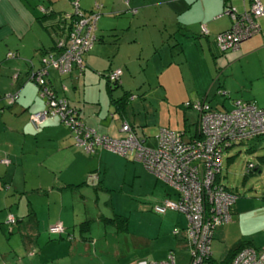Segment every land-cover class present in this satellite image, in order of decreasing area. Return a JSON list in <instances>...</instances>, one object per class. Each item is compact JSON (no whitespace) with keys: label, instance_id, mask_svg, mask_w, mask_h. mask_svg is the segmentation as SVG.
<instances>
[{"label":"crops","instance_id":"crops-1","mask_svg":"<svg viewBox=\"0 0 264 264\" xmlns=\"http://www.w3.org/2000/svg\"><path fill=\"white\" fill-rule=\"evenodd\" d=\"M259 1L264 6V0ZM229 2L241 10L247 5L248 0H229ZM128 4L137 8H144L151 4L167 6L162 11V29H165L167 24L172 27L170 32H167V37L174 42L179 39L181 46L176 47L179 52L185 49V45L189 43L188 38L191 36L180 35L179 31H176L178 24L180 31L185 30L187 34L200 33L201 24L204 29L206 28L203 30L206 35L201 36L203 41L199 39L196 42V39L191 37L196 44L193 49H197V52L192 54L198 59L188 63V60L183 58L182 61L186 62L184 64L178 60L179 58L170 62L169 56H166L164 63L156 71L157 86L162 94L160 101L163 104L162 107L161 105L156 107V113L159 114L154 117L156 125L184 129L187 136L196 134L197 113L186 109L191 111L190 113L181 108L182 102L187 99L204 98L216 108L218 102H212L211 99L217 98L218 95L229 96L230 93H234V99L253 100L257 106L264 107V88L260 85L264 84L262 81L264 68L252 66L246 70L243 67L244 63L256 61L257 58L249 59L253 55L261 57L258 59L264 58V13L259 19L260 29L255 32L258 34L253 35L255 34L253 33L244 37L235 49L221 52L215 44L214 36L228 29L231 24L230 17L220 13L223 9V0H129ZM48 6L55 10L69 11L65 2L56 3V0H0V157L9 159L7 165L0 163V184L8 182L12 187L5 191L0 187V221H4L6 214L10 213L7 210L19 215V211L25 214L22 223L19 224L21 234L15 233L16 235L12 234L7 238V231L0 229V264L1 261H6L8 264H84L85 257H91L92 253H103L108 244L107 236L115 237V239L118 237L120 241L121 232L113 224L104 223L101 218L116 215L118 213L114 211L119 209L127 210L129 215L141 214L136 221L134 220L136 226L130 232L128 239L135 256H132L126 264H136L140 259L161 260L165 258L168 251L173 252L175 264H188L189 243L184 232L185 215L182 212L168 210L161 215L156 214L158 216L156 217L151 211V206L162 198L176 197L173 188L156 179L151 173H141L149 182L145 196L148 198L141 197V193L137 194L138 196H131L129 191H126L123 192L125 196L123 203L116 204L112 200V193L116 189L111 181L115 173L112 167L124 165L127 168L132 165L125 164L121 156L104 149L83 154V151L81 152L74 145L72 133L55 117L47 119L38 130H35L29 121V113L45 107L44 99L38 95L37 86L26 78V73L31 66H37L42 51L54 43L52 34L36 19L43 13L42 9ZM97 37L100 39L95 40L92 47L84 54L82 74L91 76L85 73L86 67L91 69L90 71L103 69L105 72L108 69L121 68L120 84L127 83L128 79L122 63L128 65L125 59L130 57L129 47L135 52L140 46L128 45L127 54H125L118 43L113 42L114 45L116 44L115 47H109L110 50L105 49L106 38L101 34H97ZM167 40H162L160 43H167ZM205 50L211 52V63H208L207 58L202 59L201 54L205 53ZM8 51H13L16 55L6 57ZM117 54L119 56L115 58ZM105 58H110L107 66L105 64L102 68L94 66L97 60ZM233 63L241 64L242 76L237 77L234 74L231 68ZM191 65L196 67L195 73ZM224 74L227 76L221 80ZM72 75V73L65 76L57 74V77H54L48 69L45 79L60 94L66 93L67 98L79 108L80 116H84L82 121L84 124L94 127L98 132L120 136L122 133L119 131V126L122 121L128 123L131 121L125 118L124 113L120 115L115 110L110 112L111 121L115 119L114 113L119 116L116 130L111 126V121L104 119L105 115L101 118L100 113L97 114L89 107V104L93 102L90 103L91 98L85 94V88L79 95L80 102H78L79 99L76 100L72 93L69 94L70 90L76 89L79 79L78 75L75 74L76 80L72 78ZM230 77L234 80L233 85L228 82ZM63 86L66 87V92ZM105 91L107 93L106 81ZM8 93L17 94L12 105L7 104L5 95ZM97 99L100 101L101 93ZM218 101L221 105H225L223 100ZM231 103L233 106L232 101ZM131 108L133 109V105ZM26 160L31 162L38 160L39 173H35V169L30 166L31 175L24 179L23 184L16 186L12 171L21 168L24 172ZM92 171L98 173L101 186L98 191H94L90 185L82 184L86 173ZM131 174L140 175L139 173ZM54 175L58 183L55 188L50 186ZM117 177H115L116 181ZM11 183L14 185L12 186ZM68 183L80 186L61 188ZM26 185L30 190L32 188L47 189V192L42 194L35 192L33 197L35 203L31 196L21 201L23 196L19 198L17 194ZM101 195L102 199H105L102 205L99 200ZM236 200L235 204L238 203ZM89 201L94 203L90 205ZM28 205H30L29 209H27ZM251 211L252 209L248 206L244 209L235 206L232 214H236L234 218L232 216V221L214 229L210 244L211 258H222L223 251L227 247L229 250L238 245L236 243L241 237V241H248L253 246H264V215L260 219L255 218L254 215H250ZM84 220L90 221L88 239L82 238L79 234V223ZM55 223H62L65 233L71 234L72 238L68 240L63 237L58 238L56 234L51 235L48 228ZM1 226L4 227L5 224ZM173 230L177 232L174 234ZM118 243L116 240V246ZM116 249L112 251L115 256H117ZM32 251L33 254L29 255L28 253Z\"/></svg>","mask_w":264,"mask_h":264},{"label":"built area","instance_id":"built-area-1","mask_svg":"<svg viewBox=\"0 0 264 264\" xmlns=\"http://www.w3.org/2000/svg\"><path fill=\"white\" fill-rule=\"evenodd\" d=\"M72 30L65 38H60L55 53H46L39 58L38 66L28 69L26 78L39 88V95L45 97L46 107L30 114V122L37 127L46 117L57 115L74 133V141L86 151L103 148L121 155L133 153L134 158L143 166L172 186L178 193L176 200H166L156 205V212L175 209L187 219L185 235L190 243V261L188 264H208L210 240L213 229L231 219L230 207L235 195L216 181L221 170V153L232 144L247 141L264 134V108L254 102L235 100L229 111L211 110L207 104L193 103L199 114L201 136L192 140H183L179 133L159 129L155 146H146L144 141L129 134L124 139L109 138L96 134L94 130L76 119V112L62 96L55 97L45 85V75L53 68L58 75H69L73 69L83 70L82 54L90 48L94 40L97 15L83 13L76 9ZM234 8L224 11L232 20L231 27L216 35V45L220 50L235 49L244 37L258 30L255 19L264 13L259 0H250L247 8L240 14ZM202 30H205L202 25ZM16 54L9 51L6 57ZM120 69L107 72L106 76L114 80ZM17 77V75H13ZM66 87L63 86V90ZM8 93V103L16 97ZM122 130H129L126 123ZM252 165L249 164L248 167ZM11 220V219H10ZM62 225L56 223L50 232L59 233ZM6 264V263H2ZM136 264H175L171 253L162 260L140 259ZM230 264H264V246L259 248L243 247L233 256Z\"/></svg>","mask_w":264,"mask_h":264},{"label":"rangeland","instance_id":"rangeland-1","mask_svg":"<svg viewBox=\"0 0 264 264\" xmlns=\"http://www.w3.org/2000/svg\"><path fill=\"white\" fill-rule=\"evenodd\" d=\"M76 3L78 1L79 5L83 9H90L91 7L94 8V4H99L100 8L95 9L99 12V18L97 20V26L95 29L96 34H101L106 38L105 49H109V47L116 46L114 43H118L121 49H124L125 54H127L126 49L128 45L135 44L140 46L139 48L132 50L131 47L128 48V52L130 53V57L125 59L128 65L122 63V67L124 73L127 77V83H124L121 86H115L111 89V94L113 98H117L122 94L123 89L130 90L132 94L135 95V98L132 100H128L125 105L124 109V116L129 121L133 122L135 130L138 134L144 133L147 137L148 144L153 145V135L155 133V126L156 122L154 121V117L159 115L156 113V107H162V103L160 101L161 95L159 92V87L157 86V72L166 56H169V59H176L181 60L186 58L189 61L198 59L196 55L192 54V52H197V49H193L196 47L195 42L191 37L188 38L189 43L185 45V49L182 52H179L176 47H172L173 39L167 37V32L172 29L171 26H165V29H162V14L167 6L164 5H157L151 4L147 5L144 8H137L135 13H131L128 5L124 3L123 0H75ZM114 1V2H113ZM65 2V4L69 7V11H73V5L70 3V0H56V3ZM64 6V5H63ZM172 20V18H171ZM174 20V19H173ZM174 27V26H173ZM122 28V30H121ZM174 30V29H173ZM170 32V31H169ZM255 33L253 35H256ZM252 35V36H253ZM135 37V39H133ZM155 37V39H154ZM182 37V36H181ZM180 37V38H181ZM116 38V39H115ZM152 38V39H150ZM178 38V37H177ZM167 40L168 44L160 43L162 40ZM183 39V38H182ZM203 38L199 37L196 38L197 40ZM130 40V41H129ZM179 40V39H177ZM195 46V47H194ZM191 48V49H190ZM104 49V50H105ZM205 49V48H203ZM204 51V50H203ZM218 52V50H216ZM210 51L205 50V53H202V59L207 58L208 63L212 62ZM183 55L185 57H183ZM199 55V52H198ZM119 55L117 54L115 58ZM111 57V56H110ZM254 58H261L259 56L253 55L249 57V59ZM109 59L104 60H97L95 62V67L102 68L103 64L105 66L108 65ZM254 62H249L248 64L244 63L243 67L248 70L250 67L264 68V58L258 59ZM186 64L185 61H182ZM207 63V65H209ZM213 67V66H212ZM94 68V67H93ZM234 70V74L238 77L239 75L242 76V72L240 70L241 64L233 63L232 67ZM95 69V68H94ZM192 71L195 73L196 67L191 65ZM222 67L219 69V71ZM86 67V74H91L90 77L86 76L85 74L78 73L76 69L72 70V78L75 79V74L78 75V84L74 91L70 90L69 94H73L75 99H79L80 102V94L82 93L83 89L85 88V94L89 98H91L89 107L97 112L100 113L99 116L101 118L105 115L104 119L111 121L109 117V113L113 112L114 106L110 104V97L105 91V81L107 77H105L106 72L103 69L90 71ZM215 70V69H214ZM50 74L54 77H57V73L53 68H49ZM217 71V69H216ZM70 73V74H71ZM78 73V74H77ZM227 75H222L221 80L223 77ZM76 80V79H75ZM264 81V80H262ZM228 82L233 85L234 80L232 77L228 79ZM262 88H264V84H260ZM100 88V89H99ZM230 92V91H229ZM101 99L98 101L97 98L100 97ZM225 96V98H224ZM234 93H230L229 96L227 95H218L217 98L211 99L212 102L217 101L218 105L216 106L217 109H230L232 106L231 101L233 102ZM211 97V96H210ZM223 100L225 105H221L220 101ZM133 105V109L131 108ZM160 107V108H161ZM83 107H81L82 109ZM190 112L189 110H185ZM81 113H84L81 111ZM118 113V112H117ZM117 113L115 114V119L111 122V126H113L117 130V124H119V116ZM92 115V113H90ZM94 115V114H93ZM95 118L94 116H91ZM81 120H83L84 116H80ZM84 123V122H83ZM88 127H92L87 124ZM95 129L94 127H92ZM96 130V129H95ZM79 149V148H78ZM81 150V149H79ZM82 152V150H81ZM84 154V152H82ZM123 158V156L121 155ZM124 159L125 164H129L132 166H127V168L122 165H113L112 168L113 177L111 179L112 184L115 186V190L112 193V200L116 204H122L125 196H123V192L129 191L131 196H135L141 193V197L146 196V190L148 188V181H146V177L141 173H150L142 164L138 161L127 160ZM38 160L31 162L26 160V170L21 168H17L12 171V176L14 180V184L16 186H20L23 184L24 179L27 176H30L32 170H29L30 166L35 169V173H39L40 164L37 163ZM45 163V162H44ZM248 163H251L252 167L249 173H246V166ZM136 167V172L134 169ZM26 173V174H23ZM28 173V174H27ZM126 173V176H125ZM131 173H139L140 175L133 176ZM56 175L58 173H55ZM109 174V173H108ZM219 180L224 183L227 189L235 195V200L238 202L235 204L233 203V207L235 208L239 206V209L248 208L252 209L250 215H254L255 218H261L264 215V136H257L254 138L249 139L248 141H244L241 143L232 144L230 147L224 149L221 153V170L218 173ZM118 176L117 181L115 177ZM125 176V181L122 179ZM12 180V179H11ZM123 182V183H119ZM12 182V181H11ZM12 184V183H11ZM12 184V186L14 185ZM36 184V183H35ZM57 182L55 179V175L52 176L50 186L56 187ZM12 188V187H11ZM5 191V190H4ZM30 189L24 187L21 189L19 194V198L22 197L21 201H25L31 196V199L36 194L35 192H29ZM145 191V193H144ZM18 192V191H17ZM22 195V196H21ZM138 196V195H137ZM151 196V195H150ZM106 197V194H105ZM102 195L100 200V204L102 205L105 199H102ZM148 198V197H145ZM139 200V199H138ZM35 203V198H33ZM141 201V200H139ZM146 202V200H143ZM94 202L89 201V204L92 205ZM36 205V204H35ZM6 210V209H4ZM112 213V212H110ZM114 213H118L121 216H124L125 221V229L120 230L121 235L120 241L115 239V237L107 236L108 244L103 250V253L97 252L96 254L92 253L91 257L84 258V264H126L135 256V252L133 248H130L131 243L128 241L130 232L135 228V222L141 214L132 213L129 215L127 210L119 209V211L115 210ZM134 214V215H133ZM236 214V213H235ZM235 214H231V221L232 216L234 218ZM110 217L114 216L108 215ZM156 217H158L155 214ZM1 218V217H0ZM134 222V225H133ZM77 230V229H76ZM16 235V234H15ZM20 237V236H19ZM242 238V237H241ZM241 238H239V244L241 242ZM112 240L114 243L111 244ZM116 240L119 242L116 246ZM104 243V239H103ZM235 244V245H236ZM234 245V246H235ZM132 246V245H131ZM233 246V245H232ZM233 246V247H234ZM129 247V248H128ZM117 248V249H116ZM116 249L117 256L112 254V251ZM225 251L223 254L225 255ZM106 251V252H105ZM92 258V260L90 259Z\"/></svg>","mask_w":264,"mask_h":264},{"label":"trees","instance_id":"trees-1","mask_svg":"<svg viewBox=\"0 0 264 264\" xmlns=\"http://www.w3.org/2000/svg\"><path fill=\"white\" fill-rule=\"evenodd\" d=\"M124 1V3L126 4V5H128V8L127 9H130V11H131V13L133 14V13H135L136 11H137V7H132V6H130L129 4H128V2H129V0H123ZM70 3H72V5H73V11H64V10H55V9H53V8H51V7H45V8H43L42 9V11H43V13L40 15V16H37L36 17V19H37V22L43 27V28H45V29H47L51 34H52V36H53V38H54V43L49 47V48H47V49H44L43 51H42V54L40 55V56H42V55H44V54H46V53H55L57 50V47H56V43H57V41L60 39V38H65L67 35H68V33L72 30V27H73V23H74V21H75V16H76V14H75V4H76V1L75 0H70ZM249 3H250V0H248V2H247V5L245 6V7H243V9H241V10H238L235 6H233V5H231L230 4V2H229V0H223V9H222V11L220 12L221 14H225L224 13V11H226V10H230V8L232 9V8H234L236 11V13L237 14H240L245 8H247L248 7V5H249ZM100 8V5L99 4H94V8L92 7V8H90V9H83V8H81L80 7V5H79V3H78V1H77V6H76V9L78 10V11H80V12H85V13H90V12H93L94 14H96L97 15V17H96V20H95V29H96V24H97V20H98V18H99V12L97 11V10H95V9H99ZM228 16V15H227ZM229 17V16H228ZM259 19H260V16L259 17H257L256 19H255V22L258 24V30L257 31H259V29H260V24H259ZM230 21H231V24H232V20L230 19ZM231 24H230V27H231ZM202 25L203 24H201L200 25V28H201V30H200V33H189V34H187L186 33V31L185 30H183V31H180V29H179V24H178V27L176 28V31H179V33H180V35H189V36H191L192 38H194V39H196V38H199V37H201V36H205L206 34H205V32L202 30ZM229 27V28H230ZM228 28V29H229ZM95 29L92 31V34L94 35V40H93V42H92V45L94 44V41L95 40H97V39H100V37H97V34L94 32L95 31ZM206 29V28H205ZM228 29H226V30H228ZM226 30H222V31H220V32H218V33H221V32H223V31H226ZM218 33H216L215 34V36H214V41H215V44H216V35L218 34ZM248 36H250V35H248ZM247 37V36H246ZM116 39V38H115ZM101 40H102V37H101ZM240 42V41H239ZM239 42H238V44H239ZM92 45L90 46V48L92 47ZM180 46H181V44H180V41L179 40H176L175 42H173V44H172V47H177V48H180ZM217 46V45H216ZM238 47V46H237ZM90 48H88L83 54H82V60H83V68H84V54L90 49ZM217 48H218V46H217ZM219 49V48H218ZM227 50H232L231 48H228V49H226V50H220L219 49V51H221V52H225V51H227ZM9 52V51H8ZM11 52H13V51H11ZM13 53H15V52H13ZM16 54V53H15ZM6 56V55H5ZM40 58V57H39ZM172 60L173 59H169V61L170 62H172ZM38 64H39V59H38V63H37V66H38ZM35 67V66H34ZM115 69H120V71H121V68H115ZM115 69H108V71L107 72H110V71H112V70H115ZM83 71V70H82ZM82 71L80 72V73H82ZM107 72H106V74H107ZM121 73H122V71H121ZM120 73V74H121ZM106 74H105V77H107L106 76ZM120 74L118 75V77L116 78V79H114V80H111V79H109V77H107V79H106V87H107V93H108V95H109V97H110V103L114 106V109H115V111L116 112H118V114H123L124 113V109H125V105H126V103L128 102V100H132V99H134L135 98V95L134 94H132L131 92H130V90H125V89H123L122 90V94L120 95V96H118L117 98H113L112 97V94H111V89L113 88V87H115V86H121V84H120V79H119V77H120ZM68 75V74H67ZM26 76H27V73H26ZM60 76H65V75H60ZM34 83V82H33ZM35 84V83H34ZM36 85V84H35ZM45 85L47 86V88H48V90H50L51 92H52V94L55 96V97H60V96H62V97H64L65 99H66V101H67V103H68V105L71 107V108H73L74 110H75V112H76V119L80 122V123H82V124H84L83 122H82V120H81V118H80V110H79V108H77L68 98H67V96H66V93H63V94H60L56 89H55V87H53L48 81H47V79L45 80ZM37 86V85H36ZM37 88H38V86H37ZM66 90L67 89H65V92H66ZM219 92H221V91H219ZM38 95H39V88H38ZM40 96V95H39ZM40 97H42V96H40ZM43 99H44V104H45V107H46V99H45V97H42ZM15 99H16V97L14 98V100L12 101V102H10V103H8L7 102V104L8 105H12L14 102H15ZM235 100H238V99H234L233 100V103H234V101ZM239 100H242V101H251V102H254L253 100H243V99H239ZM8 101V100H7ZM195 101H199V102H201L202 104L204 103V104H207L208 106H209V108L211 109V110H216V111H220V112H224V111H229V110H231L232 108H233V106H232V108L231 109H217V108H214L211 104H210V102L209 101H207V100H205L204 98H194V99H187V100H185V101H183L182 102V109L185 111L186 109H190V110H193V111H195L196 113H197V115H198V118H197V132H196V134H193L192 136H187L186 135V131L184 130V129H178V128H171V127H168V126H165V125H156L155 127V133H154V135H153V138H152V140H153V145H150V144H148V141H147V137H149V136H147V135H145L144 133H142V134H138L137 132H136V130H135V127H134V124L131 122V123H128V122H126V121H122V123L120 124V126H119V131L122 133L120 136H112V135H109V134H107V133H103V132H98L97 130H95V129H93L92 127V129L94 130V132L96 133V134H101V135H105V136H107V137H109V138H114V139H119V140H121V139H124V138H126L129 134H132V135H134L137 139H139V140H142V141H144V144L146 145V146H155V144H156V135H157V132H158V130L159 129H166V130H169V131H173V132H176V133H179L180 135H181V138L183 139V140H192V139H194V138H199L200 136H201V132L199 131V123H198V121H199V114H200V112L197 110V109H195L194 107H193V103L195 102ZM255 103V102H254ZM256 104V103H255ZM257 105V104H256ZM44 107V108H45ZM260 107V106H259ZM44 108H42V109H44ZM260 108H264V107H260ZM42 109H40V110H42ZM36 111H39V110H36ZM36 111H33V112H36ZM33 112H31V113H33ZM31 113H29L28 114V119H29V117H30V114ZM53 117H55V118H57L65 127H66V129H68L71 133H72V137H73V143H74V145L76 146V147H78L79 149H81L85 154H90V153H94L97 149H103V148H95L93 151H86L85 149H83L81 146H79V145H77L76 143H75V141H74V133H73V131H72V129H71V127L70 126H67L57 115H54V116H51V117H46V119H44L41 123H39L38 124V126L37 127H35L33 124V127H34V129L35 130H38L39 128H40V126H41V124L42 123H44L47 119H49V118H53ZM29 121H30V119H29ZM123 123H126L127 125H128V127H129V130L128 131H124V130H122L121 129V126H122V124ZM84 125H86V124H84ZM87 126V125H86ZM258 136H264V134H262V135H258ZM257 137V136H256ZM249 140V139H248ZM247 140V141H248ZM242 142H244V141H242ZM239 143H241V142H239ZM104 150H106V149H104ZM106 151H109V152H111V153H114V154H116V155H119V156H121V154H119V153H116V152H113V151H110V150H106ZM123 156V158H126L127 160H133V161H138V160H136L135 158H134V155H133V153H128V154H124V155H122ZM138 162H140V161H138ZM0 163H2V164H5V165H7L8 163H9V159L8 158H6V157H0ZM141 163V162H140ZM142 164V163H141ZM249 164H251V163H248L247 164V166H246V173H249L250 172V170H251V167H248V165ZM142 166H143V164H142ZM144 167V166H143ZM144 169H146L145 167H144ZM147 170V169H146ZM147 171H149V170H147ZM156 179H159V180H161L162 182H164L162 179H160L158 176H156L154 173H152L151 171H149ZM219 175H217L216 176V181L217 182H219L222 186H224L225 188H227L225 185H224V183H222L219 179ZM166 185H168V186H170L169 184H167L166 182H164ZM82 184H86V185H90V186H92V189L94 190V191H98V190H100L101 189V186H100V181H99V177H98V173H96V172H94V171H92V172H90V173H86V175H85V179L82 181ZM79 185V184H78ZM78 185H76V184H70V183H68V184H65V185H63L61 188H66V187H69V188H72V186L74 187V186H78ZM80 186V185H79ZM0 187L2 188V189H4V190H7V189H9L11 186H10V184L8 183V182H3L2 184H0ZM171 188H173L172 186H170ZM173 190L175 191V195H176V197L174 198V199H171V198H167V197H165V198H162L161 200H159V201H157L156 203H154L152 206H151V211L153 212V213H155V214H158V215H161V214H163V213H165L166 211H168V210H171V211H178V210H173V209H166L165 211H163V212H156L155 210H154V207L156 206V205H163V203H164V201H166V200H176L177 198H178V193L176 192V190L173 188ZM108 191H110V190H108ZM29 192H38L37 194H42V193H46L47 192V189H38V188H32ZM29 203V202H28ZM27 203V204H28ZM30 205H28V207H27V209H29L30 207H29ZM233 210H234V207H233V205H232V207H230V214H232V212H233ZM7 212H10V213H7L6 214V217H5V219H4V221H0V229H4V230H6L7 231V238H9V236L10 235H12V234H15V233H19V234H21L20 233V230H19V228H20V226H19V224L20 223H22V221H23V218H24V216H25V214L23 215V213H21V211H19L20 212V215L17 213H15L14 211L12 212L11 210H7ZM28 212V211H27ZM178 212H180V211H178ZM102 218V221L104 222V223H106V224H113L114 226H115V228L117 229V230H124L125 229V221H126V219H125V217L124 216H121V215H119V214H116V215H114V216H112V217H110V216H102L101 217ZM11 219V220H10ZM230 221H231V219H230ZM89 220H84V221H82V222H80L79 223V234H80V236L82 237V238H84V239H88L89 238V236H88V230H89ZM229 222V221H228ZM227 222V223H228ZM2 224H5V226L3 227V226H1ZM56 224V223H55ZM223 224H226V223H223ZM54 225V224H53ZM52 225V226H53ZM61 225H62V223H61ZM222 225V224H221ZM51 227V226H50ZM50 227L48 228V231H50ZM187 227V219H186V225H185V228ZM216 227H218V226H216ZM215 227V228H216ZM185 228H184V231H185ZM214 228V229H215ZM214 229H213V231H212V234H211V240H210V244H211V241H212V237H213V232H214ZM3 230V231H4ZM177 232V230H173V233L175 234ZM6 232L4 231V234H5ZM51 235H54V234H56L55 236H58V238L59 237H63L64 239H68V240H70L71 238H72V235L71 234H68V233H65V227L62 225V231L61 232H59V233H52V232H49ZM2 234H3V232H2ZM68 234V235H67ZM65 235V236H64ZM185 237H186V235H185ZM186 239H187V237H186ZM188 240V239H187ZM188 243H189V241H188ZM243 247H254V248H259V247H256V246H253L252 244H250V242H248V241H241L238 245H236L234 248H231V249H229L226 253H225V255L222 257V258H220V259H213V258H211V256H210V253H209V255H208V257H207V259H206V262L208 263V264H230V262H231V260H232V258H233V256L237 253V251L238 250H240L241 248H243ZM189 252H190V243H189ZM168 253H171V255L173 256V252L172 251H168ZM167 253V254H168ZM29 255H31V254H33V251L32 252H29L28 253ZM167 256V255H166ZM166 256H165V258H166ZM164 258V259H165ZM173 258H174V256H173ZM162 260V259H161ZM157 261V260H156ZM189 261H190V253H189ZM2 263H6V264H8L6 261H1V264ZM189 263V262H188Z\"/></svg>","mask_w":264,"mask_h":264}]
</instances>
